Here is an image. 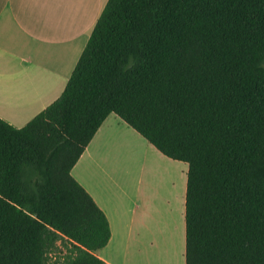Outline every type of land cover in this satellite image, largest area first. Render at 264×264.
<instances>
[{"label": "trees", "instance_id": "obj_1", "mask_svg": "<svg viewBox=\"0 0 264 264\" xmlns=\"http://www.w3.org/2000/svg\"><path fill=\"white\" fill-rule=\"evenodd\" d=\"M110 114L188 166L184 264H264V0H107L59 98L0 119V264H107L71 170Z\"/></svg>", "mask_w": 264, "mask_h": 264}, {"label": "crops", "instance_id": "obj_2", "mask_svg": "<svg viewBox=\"0 0 264 264\" xmlns=\"http://www.w3.org/2000/svg\"><path fill=\"white\" fill-rule=\"evenodd\" d=\"M106 2L0 0V119L22 128L59 98ZM116 136L133 142L144 155L150 149L159 159L179 166L176 180L172 181L169 205L172 202L171 207L176 208L177 228L185 250L187 164L163 156L110 114L71 170V176L91 196L109 223V242L95 255L107 264H125L121 263L120 254L126 250L129 255L132 248L135 255H140L143 228L150 225V231L154 230V220L150 217L147 222L145 218L148 206L139 183L132 195L125 191L122 153L110 144ZM154 236L147 239L150 246L156 242ZM154 260L149 256L142 259Z\"/></svg>", "mask_w": 264, "mask_h": 264}, {"label": "rangeland", "instance_id": "obj_3", "mask_svg": "<svg viewBox=\"0 0 264 264\" xmlns=\"http://www.w3.org/2000/svg\"><path fill=\"white\" fill-rule=\"evenodd\" d=\"M110 144L122 153L120 165L124 170L123 177L127 195H132L135 185L139 183V190L145 195L148 206V211L145 214L146 221L150 222L151 218L154 220L152 232L150 225L143 228L144 242L140 247L141 254L135 255L134 250L130 248L128 255L125 250L119 256L121 263L184 264V241L181 231L177 228L178 214L176 208L171 207L172 202L169 205L172 197V181L176 180L179 166L159 159L155 151L150 149H147L144 155L143 150L135 147L133 142L122 136H116ZM102 192H105L104 188ZM152 234L155 235L156 242L150 246L147 239L151 238ZM59 256L58 252L52 254L51 262L58 259ZM148 256L151 259L155 258V262L142 261Z\"/></svg>", "mask_w": 264, "mask_h": 264}]
</instances>
